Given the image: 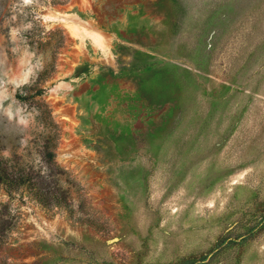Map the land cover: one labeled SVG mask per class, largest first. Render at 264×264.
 <instances>
[{
    "label": "rangeland",
    "instance_id": "rangeland-1",
    "mask_svg": "<svg viewBox=\"0 0 264 264\" xmlns=\"http://www.w3.org/2000/svg\"><path fill=\"white\" fill-rule=\"evenodd\" d=\"M0 264H264V0H0Z\"/></svg>",
    "mask_w": 264,
    "mask_h": 264
}]
</instances>
